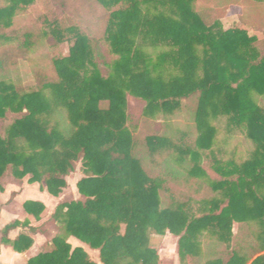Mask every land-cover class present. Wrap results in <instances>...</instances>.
Here are the masks:
<instances>
[{"label":"trees","instance_id":"trees-1","mask_svg":"<svg viewBox=\"0 0 264 264\" xmlns=\"http://www.w3.org/2000/svg\"><path fill=\"white\" fill-rule=\"evenodd\" d=\"M4 1L0 118L8 112L19 117L6 137L0 134V180L11 171L15 179L29 177L30 184L59 197L80 162L84 178L77 189L85 201L60 204L53 218L68 236L99 250L102 264H159L150 231L178 237L179 257L188 264H264V108L255 99L264 98V40L241 28L224 29L213 10H195L196 0H95L110 12L105 41L117 57L110 75H101L86 35L54 27L58 43L72 44L69 56L54 60L50 74L36 69L32 90L14 77V44L20 39L8 32L17 11L38 0ZM24 37L21 46L31 47L32 35ZM127 94L145 101L143 114L150 119L173 116L188 104L193 127L174 129L170 137L166 132L137 137L127 127ZM221 116L230 129L246 134L254 151L242 164L215 160L221 180L212 181L200 163L216 134L210 119ZM192 133H198L194 147L187 142ZM164 151H171L170 158L163 175L154 177L144 160ZM204 178L208 185L198 183ZM189 183L195 186L191 196L217 194L200 203L199 216L190 195L178 190ZM162 191L170 199L166 207ZM24 209L39 220L45 207L28 201ZM252 223L260 228L258 244L241 229ZM16 226H6L3 236ZM3 242L18 253L33 246L26 235ZM27 264L96 263L58 236L50 252Z\"/></svg>","mask_w":264,"mask_h":264},{"label":"rangeland","instance_id":"rangeland-1","mask_svg":"<svg viewBox=\"0 0 264 264\" xmlns=\"http://www.w3.org/2000/svg\"><path fill=\"white\" fill-rule=\"evenodd\" d=\"M5 6L6 2L0 0V8ZM194 8L197 12L213 10L214 20L220 21L226 30L236 27L241 28L246 30L250 36L264 40V0H196ZM109 18L110 12L101 7L95 0H63L60 2L38 0L33 5L17 11L15 28L13 32H8V34H13L20 39L19 42L14 44L17 54L15 59L18 63L17 73L14 72V77L18 75L24 87L35 90L37 87L35 70H48V74H50L49 71L52 72L51 63L54 60L69 56L72 44L68 41L58 43L51 34L52 29L57 27L62 32H65L67 29L74 27L90 39L97 54L95 56L96 65L101 75L107 78L112 71L113 62L117 59L112 54L109 44L105 41V29ZM42 32L45 34L44 37L41 36ZM26 34L32 35L29 42H32L33 45L29 48H24L20 44L25 41L24 36ZM38 37L42 38L38 39ZM255 99L264 108V98L256 96ZM145 107V101L127 94V127L137 137L142 136L141 138H144L146 135L163 134L165 132L170 137L174 133V129L185 132L189 129V126L193 127V121L191 123L188 120L189 114L186 109L190 108L188 104L183 103L180 110L173 116L164 117L163 115H158L155 119L144 117ZM192 108L195 109V106ZM18 117L19 115H13L8 112L5 118H0V134L2 137H6L8 128ZM210 124L215 128L216 134L212 149L202 152L200 165L210 180L220 181L221 178L213 170L214 161L217 160L221 163L233 161L237 164H242L249 159L254 151V145L241 129L229 128L226 116H221L217 119L211 118ZM197 137L198 133H192L188 136L187 142L190 147L195 146ZM140 140L142 141L143 139ZM170 153L171 151H164L152 156L148 155L144 160L145 170L154 177L157 175L162 176L163 164L170 158ZM80 165V162L76 164L77 170ZM79 176V174H76L70 178L71 186L75 185ZM6 177L9 181L15 179L11 171L7 173ZM23 180H29V177ZM197 181L200 184L208 185L205 178ZM186 185L188 186L187 188L181 187L178 189L179 192L184 194L183 197L185 198L192 194L191 192L195 188L192 183ZM209 194L190 195L189 205L197 216L200 215V203L206 200L207 197L210 200L217 196L214 192H212V195ZM69 198L70 196L66 194V199ZM160 198L163 207L170 204V199L165 192L162 191L160 193ZM59 227L61 232H64L62 236L66 237L67 234L60 224ZM122 227L125 229L124 226ZM241 229L242 232L244 231L258 244L257 236L260 234V228L257 224L243 225ZM233 232L235 235L239 233L237 223L233 225ZM148 236L150 247L158 254L159 264H188L187 261L183 262L179 257L178 237L169 233L162 236L153 231H150ZM202 243H204V239H202Z\"/></svg>","mask_w":264,"mask_h":264},{"label":"crops","instance_id":"crops-1","mask_svg":"<svg viewBox=\"0 0 264 264\" xmlns=\"http://www.w3.org/2000/svg\"><path fill=\"white\" fill-rule=\"evenodd\" d=\"M76 174L80 176L75 185L71 186L70 178ZM82 178L84 175L80 165L78 170L76 167L75 171L66 178L67 189L60 197L51 196L41 190L39 184H30L28 180L13 179V181H9L6 176L0 180V264H27L30 259L51 251L54 238L62 236L64 233L61 232V228L53 216L60 204L85 201L77 189V184ZM66 194L70 196L69 199H66ZM28 201L44 205L45 210L39 220L25 211L24 204ZM14 223L17 226L10 230L6 237L3 236L5 227ZM21 235H26L33 240V246L24 253L16 252L11 245L3 242V238L15 241ZM64 238L73 249H83L92 262L102 264L99 250L93 249L75 237L67 235Z\"/></svg>","mask_w":264,"mask_h":264}]
</instances>
